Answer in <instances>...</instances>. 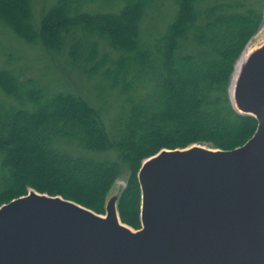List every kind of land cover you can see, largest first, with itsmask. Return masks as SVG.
I'll list each match as a JSON object with an SVG mask.
<instances>
[{"label": "trees", "instance_id": "obj_1", "mask_svg": "<svg viewBox=\"0 0 264 264\" xmlns=\"http://www.w3.org/2000/svg\"><path fill=\"white\" fill-rule=\"evenodd\" d=\"M166 1L174 13L160 31L151 23ZM0 23L63 57L95 103L0 69V206L35 190L104 214L125 176L118 214L137 230L144 159L193 144L232 150L256 130L229 96L234 65L263 23L252 0H56L38 25L31 0H0Z\"/></svg>", "mask_w": 264, "mask_h": 264}, {"label": "water", "instance_id": "obj_2", "mask_svg": "<svg viewBox=\"0 0 264 264\" xmlns=\"http://www.w3.org/2000/svg\"><path fill=\"white\" fill-rule=\"evenodd\" d=\"M248 43L229 89L257 121L246 143L144 159L137 230L118 214L125 187L109 192L104 214L29 190L0 206V264H264V36Z\"/></svg>", "mask_w": 264, "mask_h": 264}, {"label": "rangeland", "instance_id": "obj_3", "mask_svg": "<svg viewBox=\"0 0 264 264\" xmlns=\"http://www.w3.org/2000/svg\"><path fill=\"white\" fill-rule=\"evenodd\" d=\"M55 1L56 0H31L33 21L36 25L39 24L44 10L50 8ZM252 3H255V5L262 10L263 23L258 33L250 39L248 45L254 44L257 39L259 40L264 36V0H252ZM158 11L151 26L155 25V27H158V30L161 31L163 25L170 20L174 13L173 5L171 2L166 1ZM8 66L12 68V70L21 72L37 81L47 89L48 93L57 91L74 92L83 95L86 100L94 103L92 95L94 91L90 83L79 79L76 72L66 66L63 57H47L42 48L25 44L14 37L13 34L0 23V69H5ZM0 98L7 101L1 93ZM117 108L118 101H110V103L107 104L108 115L113 116ZM118 186L122 188L126 186L125 176L116 180L111 190Z\"/></svg>", "mask_w": 264, "mask_h": 264}, {"label": "bare ground", "instance_id": "obj_4", "mask_svg": "<svg viewBox=\"0 0 264 264\" xmlns=\"http://www.w3.org/2000/svg\"><path fill=\"white\" fill-rule=\"evenodd\" d=\"M257 40H258V39H257ZM250 46H251V44L248 45L247 49H249ZM239 65H240V63H239L238 66L236 67V70H237V71H236V74H237L238 69H239V67H240Z\"/></svg>", "mask_w": 264, "mask_h": 264}]
</instances>
